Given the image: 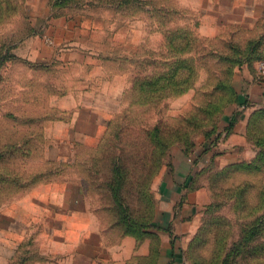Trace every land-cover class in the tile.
<instances>
[{"label": "rangeland", "instance_id": "1", "mask_svg": "<svg viewBox=\"0 0 264 264\" xmlns=\"http://www.w3.org/2000/svg\"><path fill=\"white\" fill-rule=\"evenodd\" d=\"M77 2L57 43L40 38L45 64L26 57L0 68V264H65L75 239L65 234L67 183L84 173L107 186L121 157L125 199L145 211L181 151L205 163L192 188L201 203L187 264H264V170L228 180L208 161L243 68L264 59V0ZM258 152L250 139L244 162ZM99 190L104 201L94 204L105 203L99 214L110 222L109 193Z\"/></svg>", "mask_w": 264, "mask_h": 264}, {"label": "crops", "instance_id": "2", "mask_svg": "<svg viewBox=\"0 0 264 264\" xmlns=\"http://www.w3.org/2000/svg\"><path fill=\"white\" fill-rule=\"evenodd\" d=\"M10 6L12 10H7ZM71 17L72 12L68 9L58 14L51 0H26L18 8L13 3L9 6L4 2L0 4V68L4 60L9 62L26 57L37 66L45 64L41 63L40 38H45L48 45L57 43L58 38H62V29L65 34L66 22ZM25 43L31 45V51L26 53L21 51ZM257 70L243 68L241 82L237 86L239 102L231 109L230 122L233 124L224 128L215 145H218L217 151L208 158V161L215 160L220 169L244 161V152L249 145L248 120L254 111L264 107V75ZM197 160H190L181 151L176 159V169L170 172L166 168L153 183L156 193L154 231L159 236L158 243L151 237L138 239L125 233L116 224L114 215L106 225L104 213L99 214L100 209L105 212V203L101 206L94 204L98 199L103 200V195L84 173L78 180L67 183L66 200L71 210L65 234L75 239L74 243L70 240L71 243L66 244L71 250H68L65 264H187L182 252L195 233L197 225L194 220L199 218L196 207L201 203L197 198L198 192H192V188L198 172L205 165L204 158L199 163ZM183 166L187 171L181 176L178 170ZM111 206L109 200L107 208L111 210Z\"/></svg>", "mask_w": 264, "mask_h": 264}, {"label": "trees", "instance_id": "3", "mask_svg": "<svg viewBox=\"0 0 264 264\" xmlns=\"http://www.w3.org/2000/svg\"><path fill=\"white\" fill-rule=\"evenodd\" d=\"M26 0H0V4L7 3V6L10 4L13 6H20L23 4V2ZM77 5H79V1L77 0ZM73 0H51V3L56 10V12L59 14L62 10H66L69 8H72V3ZM15 3V4H14ZM75 6V7H76ZM7 10H12V7H8ZM16 10V9H13ZM9 13V12H6ZM12 55V54H11ZM261 57V56H260ZM261 58H264L263 56ZM260 58V59H261ZM3 59V57H2ZM249 60H253L250 58ZM6 60L2 61L1 66L3 67L4 63ZM235 96L236 99L228 104L229 106H232L230 109L233 108L234 104L239 102L240 94L238 90H235ZM231 111V110H230ZM231 113V112H230ZM232 115V113L230 114ZM264 120V107L257 109L254 111L248 120V138L249 140L253 139L259 148V152L257 154L256 159H254V162H244L240 161L237 163H233L228 165L227 167L217 171L216 174H218L221 177H226L224 179H230L229 177L231 173L233 172H240V171H253V170H264V130H258L260 129L259 124H261ZM233 124V121H229V124L225 126V128L231 127ZM217 137L221 136L220 132L216 133ZM159 164H156L155 168H158ZM157 173L156 170H153L152 174L149 176V181L151 182L153 180V177ZM128 174V169L124 167L121 164V157H116L113 163V169H112V174L113 175L109 181H107V186L101 184H94L92 181V185L96 186L98 189L105 190L106 192L109 193V200H111V210L113 215L115 214V222L118 224L122 230L125 233L134 235L138 239L144 238V237H151L154 242L158 243L159 241V236L157 233L154 231L156 228L155 224V213H156V205L153 208L152 203L156 202L155 198L153 195H146V198L148 200L149 206L147 210L145 211H135L132 206L130 201L125 199V196L123 194V189L126 187L128 178L126 176ZM105 182V180H104ZM241 185L235 186V191L234 192H239V188ZM148 187V186H146ZM233 187H227V189L231 190ZM140 199H143L140 198ZM155 204V203H154ZM263 219V215L261 216ZM250 233H258V231H254L253 229L251 230Z\"/></svg>", "mask_w": 264, "mask_h": 264}, {"label": "built area", "instance_id": "4", "mask_svg": "<svg viewBox=\"0 0 264 264\" xmlns=\"http://www.w3.org/2000/svg\"><path fill=\"white\" fill-rule=\"evenodd\" d=\"M258 69L262 74H264V59L260 61Z\"/></svg>", "mask_w": 264, "mask_h": 264}]
</instances>
